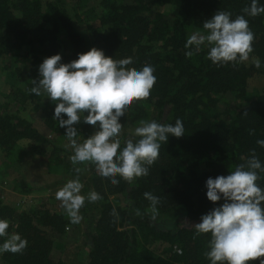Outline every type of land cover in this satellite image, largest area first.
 I'll return each instance as SVG.
<instances>
[{
  "label": "trees",
  "instance_id": "obj_1",
  "mask_svg": "<svg viewBox=\"0 0 264 264\" xmlns=\"http://www.w3.org/2000/svg\"><path fill=\"white\" fill-rule=\"evenodd\" d=\"M77 1L70 7L83 8L85 4L79 3L86 0ZM93 1L99 9L94 16L98 25L89 24V36H85L77 29L66 0H0V55L12 60V74L38 80L44 58L59 53L61 62L67 63L92 47L113 59L130 57L129 67L136 70L151 65L156 81L149 97L134 100L120 119L121 147L128 139H137L132 133L141 121L174 125L180 119L185 134L162 142L148 175L131 184L117 177L119 183L113 185L90 162L73 165L70 159L58 160L63 178L56 184L78 178L82 195L95 191L100 196L93 203L85 200L80 209L86 254L76 264H209L210 236L196 234L193 224L223 201L213 204L206 198V179L227 175L253 151L264 164V147L257 144L264 140V90L250 92L248 87L251 77L264 73V13L245 15L251 0ZM258 4L264 6V0ZM166 5L176 11L156 9ZM216 11L229 12L233 19L244 15L248 21L254 34L248 61L214 65L205 47L185 55L190 32L204 31L203 22ZM256 58L261 61L259 68L252 63ZM10 86V99L0 103V150L6 160L21 163L29 155L45 156L49 145L53 152L62 151L21 116L30 96L23 88ZM226 98L235 100V107L224 106ZM54 107L45 98L37 108L56 142H62L67 140L65 129L53 117ZM75 127L81 139L96 130L83 122ZM23 141L25 145L19 147ZM259 175L257 183L264 188V173ZM19 185L26 194L41 191L24 182ZM146 192L159 199L155 211ZM110 198L123 205L113 204ZM50 199L18 211L3 202L0 188V219L9 222L10 234L19 233L28 242L21 253L0 254V264H64L54 259L53 248L64 236L69 218L61 202L56 199L51 206ZM151 212L182 214L188 224L177 221L175 229L160 228L151 220ZM260 259L264 257L245 264H259Z\"/></svg>",
  "mask_w": 264,
  "mask_h": 264
},
{
  "label": "clouds",
  "instance_id": "obj_2",
  "mask_svg": "<svg viewBox=\"0 0 264 264\" xmlns=\"http://www.w3.org/2000/svg\"><path fill=\"white\" fill-rule=\"evenodd\" d=\"M243 12L255 17L264 13V6H259L258 0H251ZM202 27L203 32L187 37L186 56L205 47L207 59L214 65L249 60L254 34L244 15L233 19L229 12L216 11ZM61 61L59 53L44 58L38 66L39 78L32 80L29 91L35 96L44 93L55 104L53 117L65 129L64 135L73 150L70 157L73 165L90 162L113 185L119 180L131 184L136 178L148 175L149 166L158 159L162 142H167L170 136L179 138L185 134L180 119L174 125L141 121L132 133L137 139H128L121 147L119 121L134 100L149 97L156 81L154 68L146 64L136 70L129 67L132 58L113 59L96 47L78 53L76 59L67 63ZM252 63L256 68L261 67L258 58ZM81 122L96 129L83 139L75 127ZM257 144L264 147V140H257ZM75 170L79 172V168ZM260 173H264V164L253 151L227 175L206 179V198L213 204L223 201L193 224L196 234L210 236L206 252L209 264H245L264 257V188L257 183ZM82 188L80 180L74 178L55 194L72 224L81 222L80 209L85 200L93 203L100 199L95 191L82 195ZM144 196L155 211L158 197L148 192ZM8 229L9 222L0 219V254L21 253L27 247V240L19 233L10 234ZM259 264H264V259Z\"/></svg>",
  "mask_w": 264,
  "mask_h": 264
},
{
  "label": "rangeland",
  "instance_id": "obj_3",
  "mask_svg": "<svg viewBox=\"0 0 264 264\" xmlns=\"http://www.w3.org/2000/svg\"><path fill=\"white\" fill-rule=\"evenodd\" d=\"M66 1L68 2L69 7L70 5H78L77 0ZM79 4L85 5L83 8L77 7L76 9L70 7V13L74 18L77 29L83 35L89 36L87 27L89 24L94 26L98 25V22L95 20L94 16L99 9L95 7L97 4L94 3L93 0L82 1ZM156 9L163 12L176 11L175 7L171 5L159 6L158 8L156 7ZM197 31L203 32L202 30L193 29L190 33L192 34ZM25 49L27 50L28 48ZM11 61L9 62V58L7 60V58L0 55V103L7 102L10 99L9 90L11 84L23 88L29 94L30 98L21 109V116L29 120L39 132L49 137L52 142L56 144V146L61 147L62 151L60 150L53 152V146L49 145L45 147V156L29 155L24 158V162H22L20 166H18L19 163L16 162L10 163L9 168L7 167L8 169L6 170L8 172H3V176L0 175V177L2 176L0 179V185L3 188H7V186H14L20 189L21 187L19 184L24 182L27 185L29 183L33 188H41V191L39 190L31 192L30 194H22L23 196H16L15 199L9 203L11 206H15L18 211L32 208L33 206L38 205L40 202L45 201L46 198L49 197L51 199L48 204L53 206L56 200L55 194L63 186L62 183L56 184L63 178V174L61 173V165L59 164L58 160L63 159L66 161L70 159L71 155H73V150L70 147L68 140L56 142L58 141L56 136L53 133H50L47 127H45L41 119L40 109L37 107L42 105L43 100L47 98L46 95L44 93H42L40 96L31 94L29 89L32 86V81L24 79L22 75L12 74L14 67ZM248 87L250 92H260L264 90V73L251 77L248 80ZM226 99L223 101L224 106L226 107L233 108L237 104V102L233 99ZM24 145V141L20 142L19 147ZM3 157L2 160L0 159V170L4 168L5 161V166H7L9 163L7 160H3ZM110 199L115 205H123V203L119 200L117 202L113 198ZM63 211L65 212L64 209ZM66 216L68 217L67 214ZM149 216L157 227L164 229H175L177 221L181 222L182 224H188L187 219L184 218L182 214L171 216L160 215L151 212L149 213ZM83 226V219L79 224H72L69 220L64 236L57 239L54 243L53 257L55 260L62 261L64 264H76L78 261L84 258L86 254V248L83 245Z\"/></svg>",
  "mask_w": 264,
  "mask_h": 264
},
{
  "label": "crops",
  "instance_id": "obj_4",
  "mask_svg": "<svg viewBox=\"0 0 264 264\" xmlns=\"http://www.w3.org/2000/svg\"><path fill=\"white\" fill-rule=\"evenodd\" d=\"M1 155H3V153L1 152V150H0V159L2 160V157L3 156H1ZM3 160H6V158L5 157H3ZM7 162H9L8 164H7V166H5V164H6V161H5V163H4V168L3 169H1L0 170V175H2L3 176V172H8V171H6L8 168H9V166H10V161H8L7 160ZM22 162H24V161H22ZM21 162V163H22ZM21 163H19L18 164V166H20V164ZM8 167V168H7ZM12 167H15V166H12ZM1 168V167H0ZM6 168V169H5ZM6 174V173H5ZM2 176L0 177V179L2 178ZM5 177V176H4ZM28 185L29 186H31L29 183H28ZM32 187V186H31ZM0 188L2 189V200H3V202L5 203V204H8V205H10L9 203L11 202V201H13L14 199H15V197L16 196H21L22 194L23 195H25L26 193H23L18 187H8L7 186V188H3L1 185H0ZM30 194V193H29ZM22 195V196H23Z\"/></svg>",
  "mask_w": 264,
  "mask_h": 264
}]
</instances>
